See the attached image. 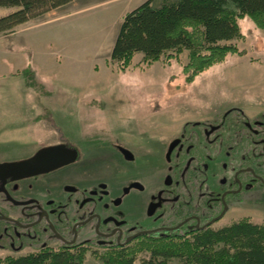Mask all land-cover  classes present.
<instances>
[{"label": "flooded vegetation", "instance_id": "flooded-vegetation-1", "mask_svg": "<svg viewBox=\"0 0 264 264\" xmlns=\"http://www.w3.org/2000/svg\"><path fill=\"white\" fill-rule=\"evenodd\" d=\"M178 130L160 144L122 126L88 147L62 137L26 158H0L21 162L60 145L76 153L48 173L0 176V259L128 249L147 235L189 237L228 219L264 218V112L233 108Z\"/></svg>", "mask_w": 264, "mask_h": 264}, {"label": "rangeland", "instance_id": "rangeland-1", "mask_svg": "<svg viewBox=\"0 0 264 264\" xmlns=\"http://www.w3.org/2000/svg\"><path fill=\"white\" fill-rule=\"evenodd\" d=\"M102 2L76 0L35 20L56 18L42 27L22 32L27 24L0 34V158H26L62 137L69 144L80 141L88 147L105 142L112 130L122 126H136L146 142L164 144L163 139L177 129L178 133L186 120H203L233 108L249 117L264 112V30L248 16L239 21L244 38L226 43L245 54L229 55L188 82L187 51L171 62L162 56L150 66L136 54L131 66L120 70L108 50L122 18L134 7ZM14 11L0 8V18ZM29 40L38 46L37 56L22 51V43ZM59 46L71 54L56 61L49 51ZM257 215H252L253 222L264 224ZM103 253L107 250L92 248L84 264H101L96 255Z\"/></svg>", "mask_w": 264, "mask_h": 264}, {"label": "trees", "instance_id": "trees-1", "mask_svg": "<svg viewBox=\"0 0 264 264\" xmlns=\"http://www.w3.org/2000/svg\"><path fill=\"white\" fill-rule=\"evenodd\" d=\"M74 1L0 0V8L15 9L0 18V34ZM246 16L264 30V0H147L122 18L110 59L126 71L136 54L150 66L162 56L171 62L187 51L184 73L193 82L229 55L245 54L226 43L244 38L239 21ZM174 234L147 235L128 249L96 257L101 264H264V224L241 221L196 230L189 237ZM87 250H44L2 258L0 264H84Z\"/></svg>", "mask_w": 264, "mask_h": 264}, {"label": "water", "instance_id": "water-1", "mask_svg": "<svg viewBox=\"0 0 264 264\" xmlns=\"http://www.w3.org/2000/svg\"><path fill=\"white\" fill-rule=\"evenodd\" d=\"M75 159V151L65 146L45 147L28 160L0 165V176L28 178L54 171L71 164Z\"/></svg>", "mask_w": 264, "mask_h": 264}, {"label": "crops", "instance_id": "crops-1", "mask_svg": "<svg viewBox=\"0 0 264 264\" xmlns=\"http://www.w3.org/2000/svg\"><path fill=\"white\" fill-rule=\"evenodd\" d=\"M145 1H147V0H103V4H107V3H110V2H119V3H122V2H124L125 3V5H128V4H130V5H133L132 7H134L133 9H135L136 7H138V6H140L142 3H144ZM82 11H84V10H82ZM81 11V12H82ZM76 13V11L75 12H71L70 14H68L67 16H71V15H73V14H75ZM78 13V12H77ZM43 17V16H42ZM42 17H39V18H37V19H34V20H31L30 22H28V23H26V24H24V26H26L27 24H28V27L27 28H25L22 32H25V31H27V30H30V29H32V28H39V27H42L44 24H46V23H48V22H51V21H54V20H56V18H54V19H49V20H45V21H37V22H35V20H38V19H40V18H42ZM29 24H30V26H29ZM16 35H18V33L16 34ZM32 41L31 40H29V43H27V44H25L24 42L22 43V45H23V48H22V51H29L30 52V54L33 56L34 55V52H35V55L36 54H38V48H36V47H38V46H36L34 43H31ZM114 43L115 42H113L112 44H111V46H110V48H109V50H108V53L109 54H111V52H112V49H113V46H114ZM25 44V45H24ZM34 49V51H32ZM50 53H51V55L53 56V57H55L56 58V61H57V59H60V57L64 54V55H69V54H71V51H69L68 49H65V48H63V47H61V49H60V46L59 47H57V49H52V51H49ZM37 56V55H36ZM62 58V57H61Z\"/></svg>", "mask_w": 264, "mask_h": 264}]
</instances>
